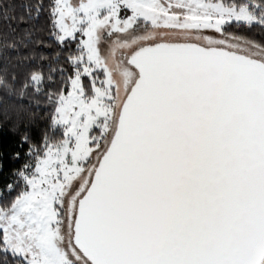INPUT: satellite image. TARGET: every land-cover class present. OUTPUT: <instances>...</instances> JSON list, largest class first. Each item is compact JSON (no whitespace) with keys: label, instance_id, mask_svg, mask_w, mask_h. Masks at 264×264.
I'll return each mask as SVG.
<instances>
[{"label":"snow or ice","instance_id":"1","mask_svg":"<svg viewBox=\"0 0 264 264\" xmlns=\"http://www.w3.org/2000/svg\"><path fill=\"white\" fill-rule=\"evenodd\" d=\"M26 11L0 8L17 20L0 32V264H264V39L235 31L264 35V0Z\"/></svg>","mask_w":264,"mask_h":264},{"label":"trees","instance_id":"2","mask_svg":"<svg viewBox=\"0 0 264 264\" xmlns=\"http://www.w3.org/2000/svg\"><path fill=\"white\" fill-rule=\"evenodd\" d=\"M36 3V0H0V8H3L5 6L11 5L14 7V12H13V16L15 17H20V16H25L27 17V11H26V7L27 6H31L33 4ZM11 24L12 27H16L17 26V20L13 19L10 21H6L3 18L2 13H0V32H3L5 30H7V26L8 24ZM37 26H43L44 28L47 27V24L45 21H37ZM19 27L20 28H24V27H28V24H26L25 22H19ZM235 31L237 32H243L246 35H252L254 36L256 39H264V35H261L258 31L253 32L251 30H248L246 28H240V29H235ZM38 35H44L43 32L37 33ZM43 51H51L50 49H42ZM27 52V50H25V53ZM2 55V54H0ZM13 63L19 64L20 62L18 61H13ZM27 63V62H25ZM12 71H15L17 73L18 78H22L26 68H22V67H17L14 69H11ZM4 97L3 94L0 93V104L4 103Z\"/></svg>","mask_w":264,"mask_h":264}]
</instances>
